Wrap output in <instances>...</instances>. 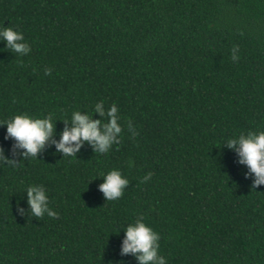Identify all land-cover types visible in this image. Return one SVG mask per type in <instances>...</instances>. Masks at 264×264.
<instances>
[{"label": "trees", "instance_id": "16d2710c", "mask_svg": "<svg viewBox=\"0 0 264 264\" xmlns=\"http://www.w3.org/2000/svg\"><path fill=\"white\" fill-rule=\"evenodd\" d=\"M0 26L31 47L0 42V121L54 120L36 159L0 126V264H139L121 253L137 216L167 264H264V185L224 144L264 131V0H0ZM100 101L118 107L120 143L65 157L71 113L100 120ZM113 169L129 184L106 201ZM28 185L57 218L30 217Z\"/></svg>", "mask_w": 264, "mask_h": 264}, {"label": "clouds", "instance_id": "9594fccd", "mask_svg": "<svg viewBox=\"0 0 264 264\" xmlns=\"http://www.w3.org/2000/svg\"><path fill=\"white\" fill-rule=\"evenodd\" d=\"M0 42H4L6 48L17 57L27 56L31 52L29 43L25 40L24 34L12 27L0 26ZM238 47L231 49L232 61H238ZM50 68L44 69V75H51ZM93 113L101 117L100 120L93 119L88 112L84 115L80 111L71 113V127L66 128L56 145L59 152L65 157H75L84 142L91 145L97 154H107L114 144H119L123 127L118 107L112 104L105 108L104 102L100 101L94 105ZM68 122V120H65ZM6 125L7 138L17 142V147L25 150L22 155L35 158L46 141L53 135L54 120L53 114L49 113L44 117H34L27 113L17 114L9 119L0 121V126ZM130 125V124H129ZM227 148L235 151L239 156V163L247 166L252 174L253 189L264 185V131H248L238 136L227 138ZM11 163L3 157L0 150V165ZM249 173L245 174L247 179ZM151 173L143 178L150 179ZM103 183L99 190L104 194L106 201H116L124 194L129 180L123 176L118 169L108 171L103 175ZM143 182V181H142ZM27 205L31 218H57L58 213L49 207V197L46 188L42 185H28L25 189ZM17 212L24 215V209L17 207ZM160 235L153 228L144 222L143 216H137L134 222L129 223L125 230V238L122 242V255L132 254L139 264H167L164 256L159 254Z\"/></svg>", "mask_w": 264, "mask_h": 264}]
</instances>
